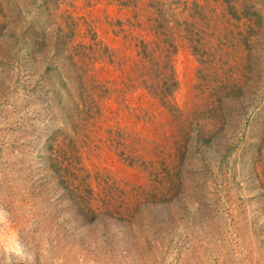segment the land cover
<instances>
[{
	"label": "rangeland",
	"instance_id": "rangeland-1",
	"mask_svg": "<svg viewBox=\"0 0 264 264\" xmlns=\"http://www.w3.org/2000/svg\"><path fill=\"white\" fill-rule=\"evenodd\" d=\"M156 1L0 0V264H264V0Z\"/></svg>",
	"mask_w": 264,
	"mask_h": 264
},
{
	"label": "trees",
	"instance_id": "trees-1",
	"mask_svg": "<svg viewBox=\"0 0 264 264\" xmlns=\"http://www.w3.org/2000/svg\"><path fill=\"white\" fill-rule=\"evenodd\" d=\"M148 2V5L146 6V10L148 15H150V18L154 21L155 24H159V26L163 25L162 19H161V14H164L165 12V8L164 6H161L159 4V2H157L156 0H146ZM171 3V7L172 10L174 9V7H178V8H182L183 11H192L193 8L196 9V11L198 12H202V13H206L207 15H209L212 18H216L218 15L221 14H229L230 11L235 12V13H239L240 12V8L237 6V4H235L234 0H192L191 2L185 1V0H170ZM159 5V6H156ZM150 12H153L156 15L155 18H153L152 16L155 14H149ZM161 28V27H158ZM163 34H159L156 36L155 41H152L151 43H149V47L153 45L154 50L150 49L152 56H151V60L154 59V57L156 56L157 52L160 50L161 46H163L165 44L166 41L163 40ZM155 37V36H154ZM158 59V58H157ZM170 75H166L165 74V78H166V85H168L169 83H171L173 81V77H172V73L171 70L169 71ZM161 82H159L160 84ZM174 84L172 83V86ZM160 86H158V89ZM167 97L168 95L163 96V99L165 100V102L167 103ZM161 98V96H160ZM217 136V131L213 130V138H216Z\"/></svg>",
	"mask_w": 264,
	"mask_h": 264
}]
</instances>
